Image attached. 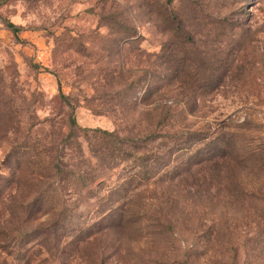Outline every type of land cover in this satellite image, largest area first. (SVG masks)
<instances>
[{"label": "rangeland", "instance_id": "374dc122", "mask_svg": "<svg viewBox=\"0 0 264 264\" xmlns=\"http://www.w3.org/2000/svg\"><path fill=\"white\" fill-rule=\"evenodd\" d=\"M0 188V264H264V0H0Z\"/></svg>", "mask_w": 264, "mask_h": 264}, {"label": "trees", "instance_id": "16d2710c", "mask_svg": "<svg viewBox=\"0 0 264 264\" xmlns=\"http://www.w3.org/2000/svg\"><path fill=\"white\" fill-rule=\"evenodd\" d=\"M8 27L10 28V30L13 32V33H16L17 32V29L15 28V26L13 25V24H8ZM71 125H72V127L74 128V127H76V123H75V121L74 120H71ZM4 188V187H3ZM1 190H2V188H0V195H1ZM37 203H38V200H36L35 202H34V206H37ZM39 208V207H38ZM37 208V209H38ZM38 211H39V209H38Z\"/></svg>", "mask_w": 264, "mask_h": 264}]
</instances>
